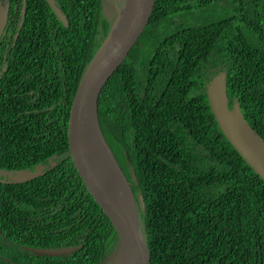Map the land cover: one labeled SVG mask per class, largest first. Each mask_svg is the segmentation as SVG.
Returning a JSON list of instances; mask_svg holds the SVG:
<instances>
[{"label": "trees", "instance_id": "obj_1", "mask_svg": "<svg viewBox=\"0 0 264 264\" xmlns=\"http://www.w3.org/2000/svg\"><path fill=\"white\" fill-rule=\"evenodd\" d=\"M101 1L54 0L65 27L46 0H0V169L44 166L27 182H0V264H104L116 250L67 153L74 93L111 28ZM219 72L228 107L237 102L264 141V0H155L99 93V127L129 183L150 264H264V183L210 111L206 84ZM61 247L78 248L25 250Z\"/></svg>", "mask_w": 264, "mask_h": 264}, {"label": "water", "instance_id": "obj_2", "mask_svg": "<svg viewBox=\"0 0 264 264\" xmlns=\"http://www.w3.org/2000/svg\"><path fill=\"white\" fill-rule=\"evenodd\" d=\"M46 1L63 26H68L65 15L55 5L54 0ZM154 2L155 0L124 1L117 18L110 24L109 32L82 73L68 115L67 153L88 194L109 219L117 234L116 255L111 264H150V258L129 183L100 130L97 99L104 84L122 64L144 32ZM7 16L8 9L5 3V6L0 5V36L4 31ZM206 95L219 130L264 183V141L247 123L237 102L228 107L223 72H219L208 81ZM104 162L109 164L111 169ZM128 166L135 181L134 170L130 163ZM42 170V165H36L32 170L16 171L6 183L27 182L40 176ZM116 181L120 187H114ZM122 185L127 192L125 198ZM127 197L130 202L126 200ZM138 200L141 210H144L141 195H138ZM77 248H25V250H30L35 255L60 256L69 254Z\"/></svg>", "mask_w": 264, "mask_h": 264}, {"label": "rangeland", "instance_id": "obj_3", "mask_svg": "<svg viewBox=\"0 0 264 264\" xmlns=\"http://www.w3.org/2000/svg\"><path fill=\"white\" fill-rule=\"evenodd\" d=\"M125 0H102L101 8L103 16L109 21L110 24H113L117 18L118 12L122 9ZM141 227L142 223L139 221ZM116 255V252L113 253L104 264H111Z\"/></svg>", "mask_w": 264, "mask_h": 264}, {"label": "flooded vegetation", "instance_id": "obj_4", "mask_svg": "<svg viewBox=\"0 0 264 264\" xmlns=\"http://www.w3.org/2000/svg\"><path fill=\"white\" fill-rule=\"evenodd\" d=\"M3 6H5V5H3ZM23 9L24 8H22V15H23ZM38 165H41V164H38ZM36 166V165H35ZM34 166V167H35ZM43 166V165H42ZM33 167V168H34ZM32 168V169H33ZM31 169V170H32ZM43 169H44V166H43ZM1 171H2V173H0V181H4V183H6V181H8L9 179H10V176H12L14 173H16V171H5V170H2V169H0ZM22 170H25V169H22ZM30 170V169H29ZM17 171H20V170H17ZM43 171V170H42ZM1 183H3V182H1Z\"/></svg>", "mask_w": 264, "mask_h": 264}, {"label": "bare ground", "instance_id": "obj_5", "mask_svg": "<svg viewBox=\"0 0 264 264\" xmlns=\"http://www.w3.org/2000/svg\"><path fill=\"white\" fill-rule=\"evenodd\" d=\"M105 157H106V156H105ZM105 157H104V158H105ZM105 163H106V162H104V164H105ZM106 166L109 167V168L111 169V167L109 166V164L106 163ZM115 184H116V185H115L114 187H117V186L120 187L119 182L116 181ZM113 185H114V184H113ZM121 187L123 188V185H122ZM120 189H121V188H120ZM123 192H124L123 197L125 198L126 195H127V192L124 190V188H123ZM126 200H127L128 202H130L129 197H127Z\"/></svg>", "mask_w": 264, "mask_h": 264}, {"label": "clouds", "instance_id": "obj_6", "mask_svg": "<svg viewBox=\"0 0 264 264\" xmlns=\"http://www.w3.org/2000/svg\"><path fill=\"white\" fill-rule=\"evenodd\" d=\"M214 77V76H213ZM208 83V82H207Z\"/></svg>", "mask_w": 264, "mask_h": 264}]
</instances>
